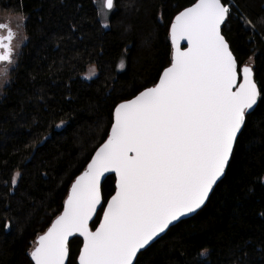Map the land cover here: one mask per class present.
Listing matches in <instances>:
<instances>
[{
  "label": "trees",
  "instance_id": "obj_1",
  "mask_svg": "<svg viewBox=\"0 0 264 264\" xmlns=\"http://www.w3.org/2000/svg\"><path fill=\"white\" fill-rule=\"evenodd\" d=\"M194 2L114 0L104 28L94 0H0V12L27 17L0 99V264H32L36 237L106 139L113 105L158 80L170 62V21ZM227 3L225 35L240 66L253 67L264 87V0ZM90 64L96 75L81 79ZM263 178L264 104L248 118L206 205L141 251L138 264H264ZM114 181L111 175L103 184L105 203ZM80 246L81 239L70 241L71 264Z\"/></svg>",
  "mask_w": 264,
  "mask_h": 264
},
{
  "label": "snow or ice",
  "instance_id": "obj_2",
  "mask_svg": "<svg viewBox=\"0 0 264 264\" xmlns=\"http://www.w3.org/2000/svg\"><path fill=\"white\" fill-rule=\"evenodd\" d=\"M104 7L112 11L114 0ZM231 9L227 0H195L175 14L170 62L152 86L113 105L107 138L37 237L32 264H71L70 238H82L76 264H138L150 242L206 205L264 104L254 68L240 66L225 35ZM0 29V62L12 63V29ZM106 174L115 184L105 203Z\"/></svg>",
  "mask_w": 264,
  "mask_h": 264
},
{
  "label": "clouds",
  "instance_id": "obj_3",
  "mask_svg": "<svg viewBox=\"0 0 264 264\" xmlns=\"http://www.w3.org/2000/svg\"><path fill=\"white\" fill-rule=\"evenodd\" d=\"M94 3L98 5V12L97 16L98 19L101 22V25L104 27L106 24L108 25V21L110 20V13L111 10L104 7V0H94ZM15 16L18 20L21 21V24H23V21L27 19L26 14L23 12L15 13ZM21 35L22 38L26 37V33L24 32L23 28H21ZM97 68L94 64H90L87 67V71L85 73V76H91L94 77L96 75ZM10 80V72L7 67H0V96H3L5 94L4 86L7 84ZM200 255L202 257H205L207 255L206 249L202 250Z\"/></svg>",
  "mask_w": 264,
  "mask_h": 264
},
{
  "label": "rangeland",
  "instance_id": "obj_4",
  "mask_svg": "<svg viewBox=\"0 0 264 264\" xmlns=\"http://www.w3.org/2000/svg\"><path fill=\"white\" fill-rule=\"evenodd\" d=\"M97 8H98V5L96 4ZM0 19L2 20H7L9 22V25L10 27L14 30L15 34H16V41L14 43V50H15V58L14 60L12 61V63L8 64L6 67L9 69V72L10 70L15 66L16 64V59H17V56L20 52V48L21 46L23 45L24 41H25V38H22V35H21V28H23V24H21V21L18 20L15 16V14H10V13H3V12H0ZM105 28V27H104ZM5 67V66H3ZM87 69L85 70V72L80 76L81 79L83 80H86L84 79L85 76V73H86ZM93 78V77H92ZM89 80V79H87ZM9 83V82H8ZM7 83V84H8ZM5 84V86L7 85ZM4 86V88H5ZM2 96H0V99H1ZM263 181H264V178H263Z\"/></svg>",
  "mask_w": 264,
  "mask_h": 264
},
{
  "label": "flooded vegetation",
  "instance_id": "obj_5",
  "mask_svg": "<svg viewBox=\"0 0 264 264\" xmlns=\"http://www.w3.org/2000/svg\"><path fill=\"white\" fill-rule=\"evenodd\" d=\"M0 23L7 24L10 27L9 22L7 20L0 19ZM12 32H13V39L11 41V49H12V56L10 57L11 61H13L15 58L14 43L16 41V34H15L13 29H12ZM0 36H7V29H0ZM2 51H3V49H0V52H2ZM8 64H10V63L7 61L0 62V67H3V66L6 67Z\"/></svg>",
  "mask_w": 264,
  "mask_h": 264
},
{
  "label": "water",
  "instance_id": "obj_6",
  "mask_svg": "<svg viewBox=\"0 0 264 264\" xmlns=\"http://www.w3.org/2000/svg\"><path fill=\"white\" fill-rule=\"evenodd\" d=\"M194 3H195V2H194ZM190 6H191V5H190ZM188 7H189V6H188ZM173 18H174V17H173ZM173 18H172V19H173ZM169 27H170V26H169ZM169 41H170V38H169ZM170 45H171V41H170ZM183 45L186 46V42H182V46H183ZM243 66H250V65H242L241 67H243ZM250 67H251V66H250ZM109 130H110V129H109ZM106 138H107V137H106ZM93 154H94V153H93ZM93 154H92V155H93ZM90 159H91V158H90ZM106 175H108V176H111V175L114 176V174H106ZM114 179H115V177H114ZM74 180H75V179H74ZM74 180H73V181H74ZM73 181H72V182H73ZM114 184H115V181H114ZM70 186H71V185H70ZM69 188H70V187H69ZM214 188H215V187H214ZM68 190H69V189H68ZM61 211H62V210H61ZM198 211H199V210H198ZM193 215H195V214H193ZM193 215H190V216H188V217L182 218V220L188 219V218L192 217ZM101 216H102V214H101ZM54 219H55V218H54ZM94 219H95V217H94ZM98 223H99V221H98ZM50 224H51V223H50ZM90 224H91V222H90ZM97 225H98V224H97ZM49 226H50V225H49ZM49 226H48V227H49ZM170 227H171V226H170ZM46 230H47V229H46ZM46 230H45V231H46ZM93 230H94V229H93ZM166 231H167V230H166ZM166 231H165L164 233H161L159 237L155 238L153 242H150V245H151L152 243H154L157 239H159L161 236H163V235L166 233ZM43 233H44V232H43ZM43 233H42V234H43ZM42 234H40V235H42ZM38 236H39V235H38ZM38 236H37V237H38ZM37 237H36V239H35V241H34V245H33V247L31 248V250L35 247V243H36ZM72 239H73V238H70V241H71ZM80 239H81V244H82V238H80ZM147 247H148V246H146V248H147ZM31 250H30V251H31ZM144 250H145V249H144ZM141 251H143V250H141ZM29 258H30V256H29ZM134 262H135V261H134Z\"/></svg>",
  "mask_w": 264,
  "mask_h": 264
},
{
  "label": "bare ground",
  "instance_id": "obj_7",
  "mask_svg": "<svg viewBox=\"0 0 264 264\" xmlns=\"http://www.w3.org/2000/svg\"><path fill=\"white\" fill-rule=\"evenodd\" d=\"M161 237H162V236H161ZM161 237H160V238H161ZM157 240H158V239H157ZM152 244H153V243H152ZM148 247H149V246H148ZM148 247H147V248H148Z\"/></svg>",
  "mask_w": 264,
  "mask_h": 264
}]
</instances>
